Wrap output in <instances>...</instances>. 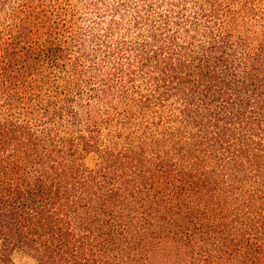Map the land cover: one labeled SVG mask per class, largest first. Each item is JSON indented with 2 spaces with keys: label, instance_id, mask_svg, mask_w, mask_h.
I'll return each instance as SVG.
<instances>
[{
  "label": "trees",
  "instance_id": "obj_1",
  "mask_svg": "<svg viewBox=\"0 0 264 264\" xmlns=\"http://www.w3.org/2000/svg\"><path fill=\"white\" fill-rule=\"evenodd\" d=\"M17 248L264 264V0H0V264Z\"/></svg>",
  "mask_w": 264,
  "mask_h": 264
},
{
  "label": "rangeland",
  "instance_id": "obj_2",
  "mask_svg": "<svg viewBox=\"0 0 264 264\" xmlns=\"http://www.w3.org/2000/svg\"><path fill=\"white\" fill-rule=\"evenodd\" d=\"M98 155L94 152L88 153L85 157V163L93 167L98 162ZM14 261L17 264H35V259L32 257V255L23 248H17L12 255Z\"/></svg>",
  "mask_w": 264,
  "mask_h": 264
}]
</instances>
